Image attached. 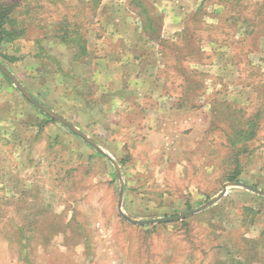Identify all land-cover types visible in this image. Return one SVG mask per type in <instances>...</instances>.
Wrapping results in <instances>:
<instances>
[{"label": "rangeland", "instance_id": "rangeland-1", "mask_svg": "<svg viewBox=\"0 0 264 264\" xmlns=\"http://www.w3.org/2000/svg\"><path fill=\"white\" fill-rule=\"evenodd\" d=\"M172 1L181 19L168 22L157 0H0L28 32L0 46V60L39 49L37 29L43 56L60 57L65 71L73 48L55 42L61 25L98 33L105 6H117L157 45L156 92L185 118L167 125L169 146L144 111L162 95L145 92L130 112L126 95L123 106L81 92L52 109L73 129L0 82V264H264V195L246 187L230 184L174 221L134 224L120 212L121 185V209L134 219L198 209L232 174L264 191V0Z\"/></svg>", "mask_w": 264, "mask_h": 264}, {"label": "crops", "instance_id": "crops-1", "mask_svg": "<svg viewBox=\"0 0 264 264\" xmlns=\"http://www.w3.org/2000/svg\"><path fill=\"white\" fill-rule=\"evenodd\" d=\"M157 2L158 4H156L159 5V8L168 7V10L163 13L164 21L168 20V22H170V19L175 16H177V19H181V13L176 14L172 12V4L175 3V1L157 0ZM111 5H113V3H111ZM116 8L117 6H111V8L105 6L103 9V19L101 21L103 30H100L98 33L90 29L85 30V32L82 31L86 39V56L89 57V55H92V61H90V58L88 61L85 60L86 56H83L79 60L72 61L71 58H67L68 71H59L55 64V68L52 69L47 65L45 66V60L51 57L45 59L46 57L39 55L41 50L40 44L38 46L39 49L34 51L31 50L23 54L21 59L18 57L19 53L16 52L18 48L11 54L5 55L3 52L2 55L8 60L22 61L24 59L26 64H23L24 67H20L22 69H19V66H22L21 62H17L19 63L17 69H14L8 63L4 64L19 80L25 90L50 110L56 109L53 105H56V101L63 98L64 95H68L69 97L70 95H81L80 93L82 92L83 95H108L112 99V103L118 105L123 103L120 97L126 95L128 97L126 101H129L127 110L133 112L138 106V96L144 95L145 92L146 95L148 93L150 96L162 95V93L156 92L159 91L158 89H155L158 84L159 88L162 84V81H160L162 79L158 77L157 74H154V70L158 68L160 63L159 52L156 51L158 50L155 47L157 45H154V42L150 40L145 30L137 25V23H135L136 21L133 23L128 19L126 21L123 16H120L121 12ZM27 29L29 31L36 28L30 26ZM34 31H36L34 41L36 40L39 44L44 39V37H41L42 34L40 33L42 30L36 29ZM25 37L28 38V32L24 37L14 41L7 43L2 42L0 46L26 40ZM59 60L60 58L58 61ZM63 62L65 63V61ZM62 65L64 69V64ZM22 75L26 78H23ZM0 82L5 85L7 90L11 91V86L13 85L21 91L14 81L1 69ZM85 87H88V91H85ZM143 89L144 91H142ZM1 90L2 87H0V95L3 94ZM21 93L24 94L22 91ZM39 93H46V95L42 97ZM24 96L27 97L25 94ZM169 96L162 95L159 103L155 100L154 106L149 104L144 108V111L147 113L156 114V128L164 131L167 125H172L177 128L176 126L179 123H184L185 121L183 115L184 108H181V105L177 104V102ZM53 97L56 99L53 101L54 103L51 102ZM30 104L38 107L33 102ZM110 106L114 105L110 103L108 108ZM116 106L117 105L113 108L114 111L119 110ZM123 106H126L125 102ZM166 131L167 132H164V139L167 137L166 140L168 141L164 142H167L166 144L171 146L175 142L173 139L174 131L172 130L170 132V130L168 131L167 129ZM105 155L108 156V154ZM123 188L124 187L121 185L118 192L119 208H122Z\"/></svg>", "mask_w": 264, "mask_h": 264}, {"label": "trees", "instance_id": "trees-1", "mask_svg": "<svg viewBox=\"0 0 264 264\" xmlns=\"http://www.w3.org/2000/svg\"><path fill=\"white\" fill-rule=\"evenodd\" d=\"M14 4H7V3H1L0 2V44L2 42L7 43L14 41L18 38L24 37L26 34V27H21L19 20L14 17ZM55 42H58L60 44H71L73 51L71 57L72 60H79L83 56H86L87 49H86V39L85 35L83 34L82 30L79 28H70V25L66 22L61 25L59 30L56 32V34L53 36ZM41 42L39 43V45ZM40 52L39 55L44 52L43 44L40 45ZM50 60L53 62V64L57 65V69L63 70V60L60 58L58 61V57L49 55ZM2 61H6V57L1 54ZM5 63V62H4ZM7 64V63H5ZM228 179L234 181L237 179L236 174H232ZM254 220H252L253 222ZM264 233V231H262Z\"/></svg>", "mask_w": 264, "mask_h": 264}, {"label": "water", "instance_id": "water-1", "mask_svg": "<svg viewBox=\"0 0 264 264\" xmlns=\"http://www.w3.org/2000/svg\"><path fill=\"white\" fill-rule=\"evenodd\" d=\"M0 69L3 70L13 81L14 83L21 89V91L28 97V99L33 102L35 105H37L38 107H40L41 109H43L45 112L50 113L54 116H56L60 121L64 122L66 125H68L69 127L73 128V125L70 122H67L61 115L55 113L54 111L50 110L49 108L45 107L41 102H39L37 99H35L33 96H31L21 85V83L19 82V80L13 75V73L7 68V66L0 60ZM83 137H85V135L82 132H79ZM85 139H87L85 137ZM87 141H89L92 145L96 146L97 148H99L102 152L103 149L100 148L96 143L92 142L91 140L87 139ZM230 184L233 185H238V186H243L246 187L256 193H260L264 195V191L261 189H258L254 186L251 185H247L245 183H242L240 181H232V182H227L223 188V190L213 199H211L210 201H208L205 205H203L202 207L198 208V209H193L191 211H188L186 213L180 214V215H174V216H165V217H157V218H153V219H134L132 217H129L127 214H125L121 207H120V212L123 214V216L129 220L131 223L134 224H151V223H159V222H166V221H174V220H179V219H184L185 217L194 214L202 209H204L205 207L217 202L218 200H220L228 191V186Z\"/></svg>", "mask_w": 264, "mask_h": 264}]
</instances>
